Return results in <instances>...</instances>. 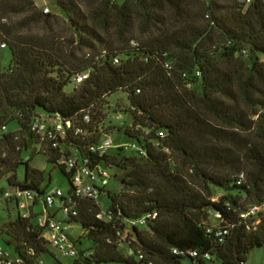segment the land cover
<instances>
[{
	"label": "trees",
	"instance_id": "16d2710c",
	"mask_svg": "<svg viewBox=\"0 0 264 264\" xmlns=\"http://www.w3.org/2000/svg\"><path fill=\"white\" fill-rule=\"evenodd\" d=\"M203 2L209 25L195 20L188 0H48V14L41 0H0V182L5 189L30 185L43 197L52 179L46 183V172L31 165L34 157L62 170L69 189L61 200L71 209L62 222L84 232L71 236L78 251L71 264H249L264 247V215L243 217L264 203V0ZM59 18L71 32L66 44L24 34ZM139 21L154 32L141 42L131 34ZM215 33L222 46L214 44ZM3 45L12 55L7 70ZM82 74L89 77L77 85ZM70 84L73 93L66 91ZM121 91L129 96L133 124L114 130L132 140L126 143L102 127L108 98ZM42 115L72 122L63 142L82 161L130 170L121 193L106 190L112 219L98 217L101 203L76 198L62 153L32 130ZM13 124L22 140L5 132ZM108 136L138 148L102 156L98 148ZM26 151L29 159L18 163L13 154ZM21 166L27 167L23 181ZM250 167L255 172L247 183L241 175ZM215 190L223 192L219 199ZM18 211L0 235L21 264H39L52 254L33 222L40 215ZM210 212L215 227L206 224Z\"/></svg>",
	"mask_w": 264,
	"mask_h": 264
},
{
	"label": "built area",
	"instance_id": "2783aa9c",
	"mask_svg": "<svg viewBox=\"0 0 264 264\" xmlns=\"http://www.w3.org/2000/svg\"><path fill=\"white\" fill-rule=\"evenodd\" d=\"M44 5V12L46 14L50 13V8L48 7V0H41ZM249 5L253 0H245ZM136 45L135 42H133ZM6 49V45L2 46ZM88 74H82L77 76L76 84H82L86 79H88ZM190 87V86H189ZM135 110V108H132ZM86 124L92 122V118L87 114L84 118ZM72 122L64 123L61 118H50L47 116H40L34 119L32 123V130L40 135L42 140L52 144L53 148L59 150L62 153L60 164L65 165L70 172H73V184L75 187V196L80 200H89L101 203V198L106 194V190L109 188L112 180V174L108 167L104 164L93 165L89 159L82 161L78 150L66 149V144L63 142L67 139L68 132L72 128ZM4 130H7L5 127ZM83 130L78 129L77 134H83ZM19 140V138H17ZM122 147L126 150H135L138 147L134 145H117L115 140L108 136L105 137L100 144L98 151L100 155H106L111 150ZM20 149V148H19ZM70 153H68L69 151ZM68 151V152H67ZM245 175H241V179L245 180ZM3 183L0 182V191H4L1 198L2 201L12 202L17 206V208L24 214L25 217L31 216V205L30 203H44L46 207V216H39L37 218V225L43 229V231H48L50 237L52 238L51 246L57 248L63 255L72 257L73 259L78 256V251L75 246L74 241L71 238V234L66 223L61 220H57L51 217L50 212L55 208L62 210L64 217L68 216L71 212L70 208H66L63 201L61 200L65 197V191L62 189H52L41 197L35 191H22L21 188L17 189H5ZM264 215V203L252 205L244 218L248 217H258L259 215ZM104 215L108 219H112L113 212L106 209L103 214L98 217L100 219L104 218ZM158 214H155L153 218H157ZM147 225V219L140 222V226ZM228 231L219 232L218 236H224ZM175 254H179L178 250H174ZM196 255V253H194ZM143 259L144 256H141ZM0 264H21V260L14 255H11L4 248L0 247ZM39 264H47L44 259H42Z\"/></svg>",
	"mask_w": 264,
	"mask_h": 264
},
{
	"label": "rangeland",
	"instance_id": "374dc122",
	"mask_svg": "<svg viewBox=\"0 0 264 264\" xmlns=\"http://www.w3.org/2000/svg\"><path fill=\"white\" fill-rule=\"evenodd\" d=\"M82 1L84 0H81V2ZM187 5H188L189 11H191L190 13L193 14V17L195 18L197 22L203 21L204 24L209 25L208 17H206V15L205 17H203L204 15L202 16V14H204L205 9L207 7V5L203 2V0H188ZM53 9L56 12L61 11L60 7H57V6H53ZM147 31L148 29H146L144 25L142 24V22L139 21L133 27L131 34L133 35V38L136 39V41L141 42L154 35V32H150V31L147 32ZM24 34L28 36H35L36 38L44 39L49 42L56 41V42H59L60 45L64 43L66 44L68 42V39L71 37V32L68 29V25L66 21L62 18H59V20L55 21L54 23L50 25L36 26L32 30L30 29V30L25 31ZM213 42L215 45H218V46L223 45V40L217 33H215L213 36ZM11 60H12V55H11L10 50L8 49L2 50V67L4 70H7L9 68L11 64ZM188 88L191 89L190 87ZM74 90H76L74 84H70L66 89L68 93H73ZM130 107H131V104H130L129 96L122 91L109 97L107 104L104 106V114L106 116L103 121L102 127L104 130H106L108 133L111 134V136L116 140V142L121 141V142L126 143V142L132 141L128 136L125 135V133L119 136V134H117L116 131L114 130L115 127L121 128V127L131 126L133 124V119L131 115L128 112H126V111H129ZM5 132H16L17 137L20 140H22L24 137V133H22L21 128L16 124L9 126L8 129L5 130ZM1 138H2V134H0V140ZM13 157H15L17 162L20 161V159L22 162L25 161V160H22L23 159L21 158L22 156H18V155L16 156L15 154H13ZM31 165L36 166L38 169L44 170L46 172L45 174L46 183H50L52 179L51 181L52 188H59V189H63L66 191L69 189L68 179L66 178L62 170L54 166L53 164L49 163L48 159L45 158L43 155L41 154L37 155L35 162H32ZM26 170H27L26 166H21L19 169V178L21 181H23L25 178ZM129 171L130 170H126V171L117 170L116 168L110 169V172L113 175V178H112V183L110 184L108 189L112 193L118 194L123 191L124 184L122 183V178ZM247 171L248 172H246L245 181L249 183L248 177L250 176V179L251 178L253 179L252 175L255 172V169L254 167H250ZM116 173H117V177L115 176ZM248 173H250V175ZM257 193L259 194V192H256V194ZM222 195H223V192L219 190H215L216 199H219ZM254 197H255L254 198L255 201H252V203H258L259 202L258 197L256 196ZM100 201H101L103 210H106L109 207V203H110L109 196L107 194H104ZM30 205L32 206L33 203H30ZM9 206L11 209L9 208ZM17 210L18 208L16 205L14 204L7 205L6 202L0 201V229L4 223H7L11 221L12 219H14V218H11V215L13 217L16 216L14 213H17ZM46 210L47 209L44 203H41L40 205L35 207L36 213L41 214V216L47 215ZM206 224L210 226H214V227L219 224V221L217 220L213 212H210L209 219L206 222ZM74 226H76L74 228L75 234H72V237L74 239H79L82 236H84V232L81 226L77 224H74ZM129 233H130V229H129ZM130 235L132 236V234ZM43 236L48 241L49 244L52 243V238L50 237L48 231H44ZM7 240H9L8 237L0 235V247L4 248L11 255H14L13 249L10 246H8ZM122 248L123 250L126 251V245H123ZM50 249H51L52 254L44 257V260L47 264H71L72 263L73 261L72 257L63 255L57 248L51 245H50ZM249 264H264V247L258 248L252 252V254L249 257Z\"/></svg>",
	"mask_w": 264,
	"mask_h": 264
},
{
	"label": "crops",
	"instance_id": "0c3cea01",
	"mask_svg": "<svg viewBox=\"0 0 264 264\" xmlns=\"http://www.w3.org/2000/svg\"><path fill=\"white\" fill-rule=\"evenodd\" d=\"M30 151H26V152H24L23 154H22V158L23 159H25V161H27L28 159H29V157H30ZM35 159H36V156L34 157V161L33 162H35ZM33 167H36V166H33ZM18 174H19V170H18ZM50 189H59V188H52V183H50ZM63 190V189H62ZM63 191H65V190H63ZM41 203H36V204H33L32 206H31V210H33V213H34V215H41V214H38V213H36V211H35V207L36 206H38V205H40ZM11 209V208H10ZM16 216H12L11 215V218H16L17 216H19L20 214H19V211L17 210V213H14ZM50 214H51V217H53V218H55V219H57V220H61V221H63L65 218L63 217V214L62 213H60L59 212V208H55L54 210H52L51 212H50ZM14 219H12V220H14ZM33 222H35V223H37V218L35 219V220H33ZM67 227H68V229H69V232H70V234H71V236H72V234H75L74 232V228L76 227V226H74V225H67Z\"/></svg>",
	"mask_w": 264,
	"mask_h": 264
},
{
	"label": "water",
	"instance_id": "95a60500",
	"mask_svg": "<svg viewBox=\"0 0 264 264\" xmlns=\"http://www.w3.org/2000/svg\"><path fill=\"white\" fill-rule=\"evenodd\" d=\"M21 190L22 191H33L34 189L32 186L28 185V186L21 187Z\"/></svg>",
	"mask_w": 264,
	"mask_h": 264
}]
</instances>
